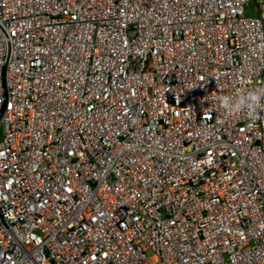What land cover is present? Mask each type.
Returning <instances> with one entry per match:
<instances>
[{"label":"built area","instance_id":"2783aa9c","mask_svg":"<svg viewBox=\"0 0 264 264\" xmlns=\"http://www.w3.org/2000/svg\"><path fill=\"white\" fill-rule=\"evenodd\" d=\"M264 0H0V264H264Z\"/></svg>","mask_w":264,"mask_h":264},{"label":"clouds","instance_id":"9594fccd","mask_svg":"<svg viewBox=\"0 0 264 264\" xmlns=\"http://www.w3.org/2000/svg\"><path fill=\"white\" fill-rule=\"evenodd\" d=\"M222 107L229 113L257 115L264 110V87L242 90L238 96H223Z\"/></svg>","mask_w":264,"mask_h":264}]
</instances>
